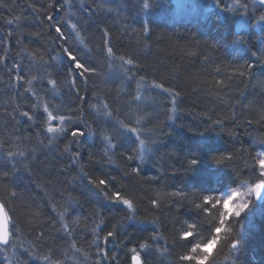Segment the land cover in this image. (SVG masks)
Wrapping results in <instances>:
<instances>
[{
  "label": "trees",
  "instance_id": "obj_1",
  "mask_svg": "<svg viewBox=\"0 0 264 264\" xmlns=\"http://www.w3.org/2000/svg\"><path fill=\"white\" fill-rule=\"evenodd\" d=\"M146 1L143 22L146 11L139 0H0V202L18 228L14 264H96L101 260L94 243L97 226L101 236L116 230L106 245L117 258L114 264H131L137 253L142 264H177L184 251L173 242L177 232L196 224L207 234L217 222L195 207L202 197L222 196L243 181L259 182L251 169L264 151L263 37L249 26L241 45L234 44V17L178 19L166 13L171 0ZM66 21L77 24L79 37ZM56 26L66 40L57 37ZM260 31L264 34V26ZM65 47L97 70L76 75L75 88ZM30 53L37 54L35 61ZM127 59L134 63L125 64ZM15 64L24 78L19 84L16 71H9ZM156 83L170 91L152 87ZM137 95L140 100H134ZM98 100L109 104L111 120L97 117L92 105ZM45 105L58 109L54 115L72 117L63 126L85 135L68 144L70 133H48ZM117 120L138 133L115 135ZM101 133L117 145L108 156ZM74 152L80 154L75 162ZM228 156L233 159L216 163ZM192 159L198 161L194 166ZM100 179L107 187L95 186ZM117 191L133 208L105 199V192ZM250 208L249 219L229 218L225 227L231 233H221L205 264H264V199L253 198ZM235 241L237 248L231 249ZM9 247L0 248V264H6Z\"/></svg>",
  "mask_w": 264,
  "mask_h": 264
},
{
  "label": "snow or ice",
  "instance_id": "obj_2",
  "mask_svg": "<svg viewBox=\"0 0 264 264\" xmlns=\"http://www.w3.org/2000/svg\"><path fill=\"white\" fill-rule=\"evenodd\" d=\"M70 0H65V3H69ZM223 0H217V4H221ZM259 5L264 7V0H258ZM243 8L247 9L248 5L243 4L241 5ZM49 8L53 7V4L48 5ZM144 7H148L147 4L144 5ZM16 19H19L17 17ZM47 19L51 21L53 17L51 15L47 16ZM261 21H264V15L260 17ZM13 21L9 20L7 23L11 24ZM65 23L70 24L71 31L76 32V36L79 37V31H77V24L71 23L70 21H66ZM55 33L57 34V37L62 40H66L67 37L65 36V33L62 31L61 26L55 27ZM105 36L108 35L107 31L104 33ZM82 42V41H81ZM107 43V42H106ZM64 55L66 58L71 62V67L69 68V73H75V75L72 76L71 85L73 88L76 87V79L75 76L78 75L81 78H84L86 74L92 75L96 73V68L89 67L85 62H83L80 58H78L76 55L73 54V51L69 48H63L62 49ZM106 54L108 57L113 56V49L112 47H106ZM31 59L33 61L36 60V55L30 53L29 54ZM255 55V53H253ZM40 60L43 61V56L41 55ZM55 59V58H53ZM123 59V57H121ZM3 60V57H0V61ZM44 63H47L46 61ZM125 64L132 65L134 63L133 59H127L124 61ZM111 67V65H109ZM21 65L15 64L13 65V69H10L9 71L15 70L16 80L19 84L24 78L19 74ZM127 71V70H126ZM240 75H244L243 72L239 73ZM36 79V77H32L27 81L29 85L32 84V81ZM144 77H140V80L142 81ZM48 84L52 85L53 87L56 86V81L49 79ZM152 87L157 89H162L164 92H169L170 90L168 88L163 87L162 84L156 83L153 84ZM26 91H32L31 87L26 89ZM77 96L79 97V90L77 89L76 92ZM35 95V93H33ZM176 95H179V93H176ZM80 99H83V97H79ZM141 97L137 95L134 97V100H140ZM173 102L175 100L173 99ZM92 108L96 110V114L98 118H105L106 120L112 119V112L109 111V104L104 103L103 100H98L97 104H93ZM44 112L47 113L46 120L44 121L49 126L47 127L48 133H70L71 140L68 141V144L73 143V141L76 140L78 137H82L85 135V132L80 129H66L63 125L67 121H71L72 117H65L64 115H54V111H58V109H54V111H49V107L47 105L44 106ZM22 115L24 117H27L28 120H33V116L29 114L28 111L22 112ZM59 120L61 126L59 128L51 126V122ZM79 123H84L83 120H80ZM137 124L140 123V120L138 119L136 121ZM115 135H126V134H136L138 133V129L135 127H129L128 124H125L124 121L117 120L115 122ZM91 131V129L89 128ZM101 135L104 137V140L107 142V150L105 151L104 155L108 156L109 151L112 149H115L117 147L116 144L112 143V139L108 137L106 133H101ZM136 139L138 140L139 144L141 146L145 145V141L143 139H139V136L137 135ZM51 143V141H50ZM264 143V141H262ZM65 149H68V145H65ZM24 153H20V155H23ZM8 155L11 157L14 154L12 152H9ZM73 155V162H75L76 159L79 158V152L72 153ZM111 159V157H109ZM128 159H132L131 156L128 157ZM142 159V157H141ZM232 160V156L228 157H221L216 160V163H223L224 160ZM190 165L194 166L198 163L196 159H192L190 162ZM258 165V167H257ZM134 172L138 173V169H133ZM251 171L253 174L258 173L256 176V179H258L260 182L255 183L254 186L248 187L246 190H242L241 188H234L230 191H227L222 196H216V195H205L202 197V203L196 204L195 207L201 212L205 213L208 212L211 215V219L217 221L216 223L212 224L211 228L208 230L207 234H204L197 230L196 224H188L187 230L178 231L177 234L173 238V242L177 245V247L183 249L184 251L178 255L177 257V264H205V261L209 259V249L212 248L214 245L221 242V233H231L232 229L225 227L226 224L229 223V218H235L240 217L241 213L245 212L249 209V201L244 200L243 198L246 195H252L254 194L257 198L264 199V196L261 195V190L264 189V151L258 152L255 157V164L253 165ZM89 183H92V181H89ZM247 181H243V184H247ZM97 188H100L101 186L107 187V182L103 179L98 180V182L95 185ZM14 195V194H13ZM171 195H180V193H172ZM105 199H107L111 203L115 204H123L126 205L129 209L133 208V203L130 199L125 198L121 192H113L111 195H109L107 192L104 193ZM163 197H161L162 199ZM153 206H158V201H153ZM67 213V209L65 210V213H61L60 220L63 221L65 218V214ZM78 222V221H77ZM63 227L66 231H68V225L63 224ZM99 226H97V229H94V234L96 236V240L94 243L97 244V255L101 256V260H97L96 264H103V262L107 261L109 264H114L116 261V256L109 255V252L106 248V245L110 242L111 239L115 238L117 233L116 230H109L106 234L101 236L100 231L98 230ZM18 232V228L16 226L15 221L12 219L10 212L7 208V205L5 203H0V245L8 247L12 246L14 244V237L16 233ZM70 234V233H69ZM43 233H41V236L38 237L42 238ZM200 237V239H197ZM153 239H156V237H153ZM102 241V244L100 243ZM225 242H227V239L225 238ZM239 241L231 242V249H236ZM73 248H75L76 252H80V249L76 247V244L73 243L71 245ZM190 246V247H189ZM141 249L148 250L150 248L149 244H141ZM27 251V250H26ZM135 252V249L132 250ZM45 259H48V257H45ZM132 261L134 264H142L140 254L137 253L132 256ZM54 264H61V261L57 260L54 262Z\"/></svg>",
  "mask_w": 264,
  "mask_h": 264
},
{
  "label": "rangeland",
  "instance_id": "obj_3",
  "mask_svg": "<svg viewBox=\"0 0 264 264\" xmlns=\"http://www.w3.org/2000/svg\"><path fill=\"white\" fill-rule=\"evenodd\" d=\"M139 1L140 2L143 1V2H141L142 3L141 6H143V7L145 4L148 5V2L146 0L145 1L139 0ZM171 1H172L173 8L170 12L169 11L166 12L168 14V16H169V14H172V17L178 18V19L187 18V17H194V18L200 19V22L204 21L206 18L208 19L209 14H212V13L218 14L219 17H221L222 19L224 17L228 18V16H230L228 10L233 7L234 13H236V14H231V15H233V17L236 19L233 24H234V29H237V31L235 32L237 40L234 44L241 45V37L243 34H246V31H247L249 26L250 27L252 26L254 31L259 30L261 25L264 26V21H261V20L257 21L261 16H259L260 14H254L255 8H251V7H253V4L249 3V2L247 3L248 9H246V10L249 12V14H251V16L252 15L256 16V22L255 23H250L249 19L247 20L245 18V16H247L248 12L244 10L245 8H243L241 6V4L238 2V0H237V2L232 0L230 4H228L227 6L225 5L226 8L223 4H219L222 7L221 10H218L219 5L217 4L216 0H171ZM206 1H207V4H205ZM250 2H252V0ZM256 10H257V8H256ZM215 11H217V13H214ZM144 12H145L144 13L145 15L142 14L141 19L144 20L143 22H146L147 21L146 16L149 14V7H145ZM154 18L158 19L155 16H154ZM230 20H232V19H230ZM259 24H261V25H259ZM262 32L263 31L257 32V37H259V38L263 37V39H264V34H262ZM260 47H264V42H263V46H262V44H260ZM244 50H247L246 47L242 51H244ZM53 127L59 128L60 126L55 125ZM260 152H262V151H260ZM257 167H258V165H257ZM255 183H258V182H255ZM254 184H251V183L243 184L242 183L237 188H241L242 190H246L248 187L254 186ZM230 190L231 189H228L227 191H230ZM262 196H264V192H263ZM255 197L256 196L254 194H252V195H246L243 199L249 201V205H250L251 200ZM261 200H263V199H261ZM250 214H252L251 208H250V210H246L245 212L241 213V216L247 217L249 219ZM235 218H238V217H235ZM13 247H14V245L10 246L7 249L8 255L6 256V264H14V262H16L18 259L17 256L13 253L14 252ZM0 248H3V247H0ZM210 249H209V251H210ZM30 261L33 262L32 260H30Z\"/></svg>",
  "mask_w": 264,
  "mask_h": 264
},
{
  "label": "flooded vegetation",
  "instance_id": "obj_4",
  "mask_svg": "<svg viewBox=\"0 0 264 264\" xmlns=\"http://www.w3.org/2000/svg\"><path fill=\"white\" fill-rule=\"evenodd\" d=\"M225 1V5L227 6L228 4L231 3L232 0H224ZM237 2V0H234ZM251 0H238V2L242 5V4H247L252 3L253 7L251 8H255V14H264V7L260 6L259 3L256 0H252V2H250ZM257 8V10H256ZM248 9V8H247ZM245 11H247L246 9H244ZM248 12V11H247ZM249 14V12H248Z\"/></svg>",
  "mask_w": 264,
  "mask_h": 264
},
{
  "label": "bare ground",
  "instance_id": "obj_5",
  "mask_svg": "<svg viewBox=\"0 0 264 264\" xmlns=\"http://www.w3.org/2000/svg\"><path fill=\"white\" fill-rule=\"evenodd\" d=\"M203 2V1H202ZM205 4H207V1L205 2ZM219 9L218 10H221L222 9V7H218ZM225 8H226V6H225ZM217 10V11H218ZM217 11H215L214 13H217ZM229 15L230 16H228V18H232L233 17V15H231V14H236V13H234V8L232 7V8H230L229 10ZM213 14V13H212ZM255 14V13H254ZM245 18L248 20L249 19V21H250V23H255L256 22V18H255V16H251V14H247V16H245ZM259 25H261V24H259ZM261 26H263V25H261ZM257 32H261L260 31V28H259V30H256Z\"/></svg>",
  "mask_w": 264,
  "mask_h": 264
},
{
  "label": "water",
  "instance_id": "obj_6",
  "mask_svg": "<svg viewBox=\"0 0 264 264\" xmlns=\"http://www.w3.org/2000/svg\"><path fill=\"white\" fill-rule=\"evenodd\" d=\"M256 1L258 2V0H256ZM258 3H259V2H258ZM263 192H264V189L261 190V195L263 194ZM255 199H256L257 202L261 201L260 198L255 197ZM0 203H1V202H0ZM0 247H4V246L0 245ZM141 261H142V260H141ZM131 264H134V262L132 261V259H131Z\"/></svg>",
  "mask_w": 264,
  "mask_h": 264
}]
</instances>
